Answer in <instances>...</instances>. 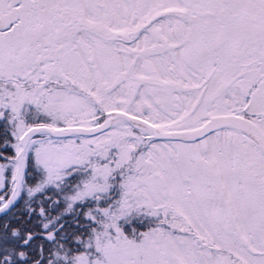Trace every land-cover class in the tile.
Wrapping results in <instances>:
<instances>
[{
    "label": "snow or ice",
    "instance_id": "obj_1",
    "mask_svg": "<svg viewBox=\"0 0 264 264\" xmlns=\"http://www.w3.org/2000/svg\"><path fill=\"white\" fill-rule=\"evenodd\" d=\"M0 264H264V0H0Z\"/></svg>",
    "mask_w": 264,
    "mask_h": 264
}]
</instances>
